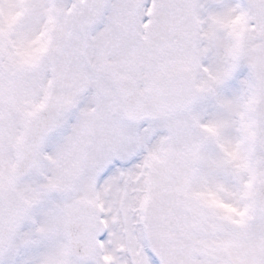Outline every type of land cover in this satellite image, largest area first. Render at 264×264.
Instances as JSON below:
<instances>
[{"label":"snow or ice","instance_id":"obj_1","mask_svg":"<svg viewBox=\"0 0 264 264\" xmlns=\"http://www.w3.org/2000/svg\"><path fill=\"white\" fill-rule=\"evenodd\" d=\"M0 264H264V0H0Z\"/></svg>","mask_w":264,"mask_h":264}]
</instances>
